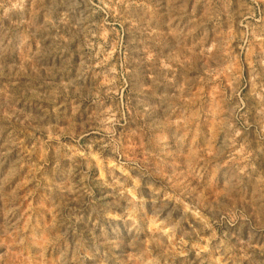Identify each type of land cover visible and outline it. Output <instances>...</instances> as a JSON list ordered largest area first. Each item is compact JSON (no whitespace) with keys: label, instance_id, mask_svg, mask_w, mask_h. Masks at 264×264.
<instances>
[{"label":"rangeland","instance_id":"374dc122","mask_svg":"<svg viewBox=\"0 0 264 264\" xmlns=\"http://www.w3.org/2000/svg\"><path fill=\"white\" fill-rule=\"evenodd\" d=\"M0 264H264V0H0Z\"/></svg>","mask_w":264,"mask_h":264}]
</instances>
